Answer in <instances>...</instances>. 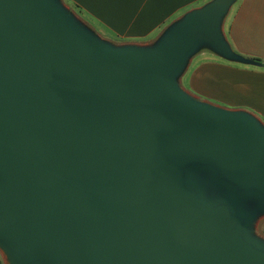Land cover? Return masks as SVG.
<instances>
[{"label":"water","instance_id":"water-1","mask_svg":"<svg viewBox=\"0 0 264 264\" xmlns=\"http://www.w3.org/2000/svg\"><path fill=\"white\" fill-rule=\"evenodd\" d=\"M185 16L156 51H110L50 0H0V246L13 264H264L195 164L264 198V131L172 83L198 38L232 61L218 22Z\"/></svg>","mask_w":264,"mask_h":264},{"label":"crops","instance_id":"crops-1","mask_svg":"<svg viewBox=\"0 0 264 264\" xmlns=\"http://www.w3.org/2000/svg\"><path fill=\"white\" fill-rule=\"evenodd\" d=\"M211 1L70 0L66 3L61 0L57 7L81 29L87 24L101 30L105 37L99 38L103 40L150 51L147 47L152 46L147 43L153 42L165 25ZM70 4L84 19L72 11ZM231 9L234 11L225 32L226 45L240 60L227 63L210 56L201 57L189 73L185 89L216 106L241 112L264 131V64L254 61L264 62V0H234L222 17ZM0 257L2 264H13L1 246Z\"/></svg>","mask_w":264,"mask_h":264},{"label":"rangeland","instance_id":"rangeland-1","mask_svg":"<svg viewBox=\"0 0 264 264\" xmlns=\"http://www.w3.org/2000/svg\"><path fill=\"white\" fill-rule=\"evenodd\" d=\"M50 1L55 6H57L61 2V0ZM214 1L215 0L205 3L200 8L193 9L187 12L186 15L195 11L202 10ZM233 11L234 9H231V11L225 16L221 17L218 22L219 36L225 44V32H227L228 23ZM185 16L183 15L184 18ZM183 17L165 25V27L160 30L156 39H154L153 42L147 43L149 44V46H152L150 48L147 47V50L149 49L150 51H156L162 44V42H164L174 32L176 27L182 22L181 19ZM67 19L70 20L69 17H67ZM72 25L75 27V29H77V32L87 36V39L105 47L110 51H121L129 49L128 46L121 45V43H119L118 41L110 42L105 39L103 40L99 38V36L101 37V35L103 37L104 34L98 28L94 29L91 26L84 24L85 27L81 29L80 25H74L73 23ZM204 56H210L213 60H217L220 62L228 63L231 60L230 58L217 51L210 43L202 38H198L194 49L185 57L180 68L173 75L172 83L175 89L184 98H186L193 104L206 105L225 111H230L228 109L221 108L219 106H216L215 104L207 102L203 100V98L196 97L192 92L185 89L187 88L186 80L189 73L197 65L200 58ZM185 181L186 184L197 193L200 201L204 205L212 206L217 204H227L229 207L231 206V208H233L235 212L239 213L245 219V228L247 227L248 230L245 233V237L254 246L260 249H264V198L262 196L253 193H242L234 190L232 187H230V184L220 178L217 170L209 165L195 164L188 166L185 169ZM1 261L2 259L0 257V263Z\"/></svg>","mask_w":264,"mask_h":264},{"label":"trees","instance_id":"trees-1","mask_svg":"<svg viewBox=\"0 0 264 264\" xmlns=\"http://www.w3.org/2000/svg\"><path fill=\"white\" fill-rule=\"evenodd\" d=\"M69 1H70V0H64V2H66V3H69ZM70 8H71L72 11H74L78 16H80V17L83 18L82 13H81L76 7H74L73 5L70 4ZM83 19H84V18H83ZM254 61H256V62H258V63H262V64H264V62H262L261 60H258V59L254 60ZM0 264H1V263H0Z\"/></svg>","mask_w":264,"mask_h":264}]
</instances>
